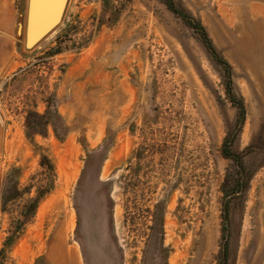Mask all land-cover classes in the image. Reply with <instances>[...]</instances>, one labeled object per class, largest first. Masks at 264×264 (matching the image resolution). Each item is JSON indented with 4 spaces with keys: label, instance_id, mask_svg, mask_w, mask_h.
<instances>
[{
    "label": "rangeland",
    "instance_id": "obj_1",
    "mask_svg": "<svg viewBox=\"0 0 264 264\" xmlns=\"http://www.w3.org/2000/svg\"><path fill=\"white\" fill-rule=\"evenodd\" d=\"M174 2L242 125L160 0H65L32 47L31 0H0L1 264H264V0ZM228 136L254 173L232 198Z\"/></svg>",
    "mask_w": 264,
    "mask_h": 264
},
{
    "label": "trees",
    "instance_id": "obj_2",
    "mask_svg": "<svg viewBox=\"0 0 264 264\" xmlns=\"http://www.w3.org/2000/svg\"><path fill=\"white\" fill-rule=\"evenodd\" d=\"M110 1L111 0H103L105 7H108ZM160 1L168 8L169 11H171L173 14L183 19L185 23L198 34L205 48L207 49L209 54L212 56V59L223 68V71L225 72L224 87H225L226 96L228 100L231 102V104L236 107L238 111L237 123L239 125H242L245 121L246 111H245V106H244L243 101L239 100L233 93L230 65L222 57L218 55L216 49L214 48L211 40L208 37V34L205 28L202 26L200 22H197L193 17L185 13V11L182 8H177V5L175 4L174 0H160ZM28 126L33 131H35L36 129L39 128V123L28 122ZM231 141H232L231 137L228 136L224 142L223 155L225 158L229 159L233 163V167L235 169L234 176L236 177V180H234L235 184H234V187L232 188V192H231L232 194L230 195H228V192L225 191L226 184H227L226 182H228V180H231V179H228L230 177L227 176L226 181L223 183L221 188L226 198L228 196H230L231 198L237 197L239 193V191H237L238 189L241 190V194L243 195L247 191L248 185L254 175L253 171H250L243 162L244 154L234 153L229 149L228 143L229 142L231 143ZM41 165L43 167H46V169L49 172H52V165L50 164V162L48 161L46 157L43 158V162H41ZM237 186L239 187L238 189H237ZM17 192L18 191H16V193ZM31 209H32L31 211L33 212L35 210V207L33 206ZM228 213H229V201L227 202L225 201L223 204L224 219H226ZM3 255H4V252L2 251L0 253V257H3Z\"/></svg>",
    "mask_w": 264,
    "mask_h": 264
},
{
    "label": "water",
    "instance_id": "obj_3",
    "mask_svg": "<svg viewBox=\"0 0 264 264\" xmlns=\"http://www.w3.org/2000/svg\"><path fill=\"white\" fill-rule=\"evenodd\" d=\"M65 0H31L26 45L32 47L50 33L61 20Z\"/></svg>",
    "mask_w": 264,
    "mask_h": 264
}]
</instances>
